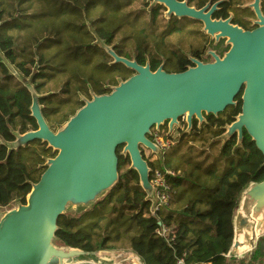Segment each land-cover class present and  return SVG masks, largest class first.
Here are the masks:
<instances>
[{"label":"trees","instance_id":"trees-1","mask_svg":"<svg viewBox=\"0 0 264 264\" xmlns=\"http://www.w3.org/2000/svg\"><path fill=\"white\" fill-rule=\"evenodd\" d=\"M180 1L198 9L216 3L213 18L255 27V0ZM260 7L264 15V0ZM223 42L202 22L169 14L155 0H0V208L26 204L47 159L57 154L40 138L20 142L39 128L34 102L56 132L86 99L110 93L133 74L114 54L152 71L181 72L191 56ZM242 95L217 115L204 113L201 123L193 119L162 159L140 147L151 169L176 173L168 203L155 214L121 145L116 183L88 209L61 214L54 239L88 252L132 250L145 264H231L237 258L246 264L245 256L229 255L235 217L243 191L264 179V154L246 129L241 137L237 131L223 137L242 112ZM249 264H264V235Z\"/></svg>","mask_w":264,"mask_h":264},{"label":"water","instance_id":"water-1","mask_svg":"<svg viewBox=\"0 0 264 264\" xmlns=\"http://www.w3.org/2000/svg\"><path fill=\"white\" fill-rule=\"evenodd\" d=\"M155 1L165 4L169 14L200 21L207 33L218 39L227 38L229 50L223 57L214 54L212 62L195 59V66L171 73L161 67L152 71L149 65L143 66L136 60L114 54L115 61L124 63L133 74L113 86L110 93L86 100L64 128L56 132L49 128L39 105L34 102L32 114L37 118L39 128L22 135L20 142L24 144L40 138L57 154L48 159L26 204L18 201V207L9 210L1 219L0 264H66L65 260L79 256L85 259L77 260V264H104L88 260L94 253L106 260H114L115 264H125L117 257L128 252L138 264H143L132 250L88 252L69 246L58 247L52 241L57 219L66 213L68 204L76 199L75 204L85 206H79L84 211L116 183L117 149L121 145L126 150L123 153H128L131 159L130 167L138 171L147 197L155 200L149 179L150 166L140 147L156 150L147 134L152 127L166 120L173 124L187 115L190 126L194 117L201 123L205 119L204 113L217 115L235 103L236 96L243 91L242 112L228 127L227 135L237 131L241 137L246 129L264 154V15L260 0L251 4L257 17V27L251 30L233 24L230 17L213 18L216 3L198 9L186 1ZM36 107L39 114L34 111ZM242 195L246 197L239 205L245 215H240L241 223H263L260 234L250 242L246 263L249 264L257 240L264 234V218L258 219L264 210V179L251 182ZM151 209L154 211L153 205ZM239 245L238 240L234 241L232 250L238 249ZM111 251H115L116 256ZM54 260L58 262L54 263Z\"/></svg>","mask_w":264,"mask_h":264},{"label":"built area","instance_id":"built-area-1","mask_svg":"<svg viewBox=\"0 0 264 264\" xmlns=\"http://www.w3.org/2000/svg\"><path fill=\"white\" fill-rule=\"evenodd\" d=\"M199 121V120H198ZM190 125L188 122L187 115L181 116L175 123L171 124L168 120L166 123L156 125L151 128L150 132L147 134V138L155 146L156 150L148 149L152 153L156 154L157 159H162L165 152L178 140L181 131L189 130ZM152 177H149L150 183L152 184L155 200L152 201L154 206V214L158 209L168 203L171 197V184L169 183V178L175 175V171L165 168H150ZM166 231L163 228L162 233ZM230 255V254H229ZM179 263H184L183 259L179 260ZM198 264H213L212 262H202Z\"/></svg>","mask_w":264,"mask_h":264},{"label":"rangeland","instance_id":"rangeland-1","mask_svg":"<svg viewBox=\"0 0 264 264\" xmlns=\"http://www.w3.org/2000/svg\"><path fill=\"white\" fill-rule=\"evenodd\" d=\"M212 37H214V39H216V40H218V38L216 37V36H213L212 35ZM224 45H229V43H228V39H224V42H223V44L222 45H220L219 47H217L218 49H214V48H210L209 50H213V51H218L219 49H223V46ZM86 100H88V99H86ZM34 111H35V113L36 114H39V110H38V107H36L35 109H34ZM64 126L65 125H63L62 127H61V129H63L64 128ZM228 131V130H227ZM182 134V133H181ZM227 135V132H226V134L223 136V137H225ZM179 140H177L175 143H177ZM174 143V144H175ZM173 144V145H174ZM172 145V146H173ZM54 149V148H53ZM144 149H145V147H144ZM144 151H146V149L144 150ZM122 154H124L125 152H126V150H125V147L124 146H122V148H121V151H120ZM124 152V153H123ZM147 154L149 153V152H146ZM126 154H128V153H126ZM48 159H51V158H48ZM48 159H47V161H48ZM131 160V159H130ZM131 162V161H130ZM47 163V162H46ZM132 165V162L130 163V166ZM103 191H105V190H103ZM106 194V193H105ZM104 194V195H105ZM101 197H102V195H101ZM76 199H74L70 204H68V206H67V209H66V213H69V214H71V213H76V211H78L77 213H79L80 211H82L81 209L82 208H79V206H82V205H77V204H75L76 203ZM18 201H13V202H11L9 205H7V206H5V207H2V208H0V221H1V219L4 217V215L9 211V210H11V209H13V208H17L18 207ZM82 207H85V206H82ZM89 207V206H88ZM87 207V208H88ZM241 234H243V233H241ZM240 234V235H241ZM264 235V234H263ZM263 235H261V236H263ZM260 237V236H259ZM250 238H251V236H250ZM258 241V240H257ZM53 244L54 245H56V246H58V247H64V245H62L59 241H57V240H55V239H53ZM257 244V243H256ZM125 251V250H124ZM241 251H243L242 253V255L243 256H245V258H244V260L243 261H245L246 263L248 262V259H249V253H250V251L247 249H244V250H241ZM115 251H111V253L114 255V256H116V254L117 253H114ZM234 252V251H233ZM233 255L234 253H230V255ZM120 255H122L121 257H117V259L118 260H120V261H123L125 264H138V260H136L135 259V257L133 256V254L131 253V252H128V253H120V254H118V256H120ZM235 256H236V254H235ZM240 256V255H239ZM248 256V257H247ZM81 259H85V258H81L80 256L79 257H75V258H73V257H70L69 259H67V260H65L64 262L67 264H77L76 262H77V260H81ZM140 262H142L143 264H145L141 259L139 260ZM238 258H237V260L236 259H234L233 261H231V264H240V262L238 261ZM54 263H56V262H58L57 260H54L53 261ZM139 262V263H140ZM84 264H92V263H84Z\"/></svg>","mask_w":264,"mask_h":264},{"label":"crops","instance_id":"crops-1","mask_svg":"<svg viewBox=\"0 0 264 264\" xmlns=\"http://www.w3.org/2000/svg\"><path fill=\"white\" fill-rule=\"evenodd\" d=\"M246 195L243 197V195H241V199H240V202H239V205L241 206V203L242 201L245 199ZM244 215V212L241 210V208L238 206V210H237V213H236V217H235V238H234V241H239L240 242V245L238 247V249L234 248V252L232 250V253H234L233 255L236 254V256L238 255H242L243 251L241 250H244V249H248V245H249V242L251 241V234H252V225H243L241 223V216L240 215ZM248 225V227L245 229V227ZM243 233V234H241ZM241 234V235H240ZM113 259H116V258H113ZM109 261V260H107ZM104 263V262H103ZM117 263H119V261L117 260ZM104 264H115V261L112 260L110 262H107V263H104Z\"/></svg>","mask_w":264,"mask_h":264},{"label":"flooded vegetation","instance_id":"flooded-vegetation-1","mask_svg":"<svg viewBox=\"0 0 264 264\" xmlns=\"http://www.w3.org/2000/svg\"><path fill=\"white\" fill-rule=\"evenodd\" d=\"M200 22V21H199ZM254 23H255V27H257V24H256V19L254 20ZM204 25V24H203ZM255 27H253L252 29H254ZM244 29V28H243ZM248 30H251V29H248ZM209 34V33H208ZM211 35V34H210ZM212 36V35H211ZM221 38H223V37H221ZM221 38H219V39H221ZM218 39V40H219ZM225 39V38H224ZM227 39V38H226ZM216 40V39H215ZM229 46H230V44H229ZM230 48V47H229ZM210 49V48H209ZM209 49H207L206 50V52L203 54V56L202 57H194V56H191V60H192V63H190L189 65H188V67H187V69L188 68H190V67H193V66H195L196 65V62H195V59L196 60H199V61H202V62H204V63H207V62H212V61H214L215 60V57H214V54H216V55H219L220 57H223L224 55H225V53L229 50H227V51H225L223 54H219L218 52H216V51H213V50H209ZM144 66V65H143ZM193 119H195V117L193 118ZM193 119H192V121H193ZM168 120H166L164 123H166ZM184 131H181L180 132V134H179V138H178V140L180 139V137H181V133H183ZM145 146H143V148H144ZM146 149V151H145V153L146 152H149L148 154H149V156H151V157H153V158H155V157H157V155L156 154H154V153H152L150 150H148L147 148H145ZM144 149V150H145ZM147 153H146V155H148Z\"/></svg>","mask_w":264,"mask_h":264},{"label":"bare ground","instance_id":"bare-ground-1","mask_svg":"<svg viewBox=\"0 0 264 264\" xmlns=\"http://www.w3.org/2000/svg\"><path fill=\"white\" fill-rule=\"evenodd\" d=\"M264 218V210L262 213H260L259 218L258 219H263ZM248 225H252V234H251V241H254L256 239V237L260 234V232L262 231V227H263V223L261 225H258L257 222L254 221H250V223ZM248 225L245 227V229L248 227ZM250 242L247 248H250ZM89 261H94L95 263H98V261L107 263L110 262L107 261L106 259H104L103 257H101L100 255H98L97 253H94L93 255L88 257Z\"/></svg>","mask_w":264,"mask_h":264}]
</instances>
